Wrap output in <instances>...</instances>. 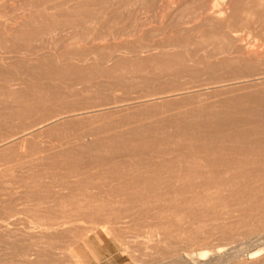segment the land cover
Masks as SVG:
<instances>
[{"label":"rangeland","instance_id":"obj_1","mask_svg":"<svg viewBox=\"0 0 264 264\" xmlns=\"http://www.w3.org/2000/svg\"><path fill=\"white\" fill-rule=\"evenodd\" d=\"M263 46L264 0H0V263L264 264Z\"/></svg>","mask_w":264,"mask_h":264},{"label":"bare ground","instance_id":"obj_2","mask_svg":"<svg viewBox=\"0 0 264 264\" xmlns=\"http://www.w3.org/2000/svg\"><path fill=\"white\" fill-rule=\"evenodd\" d=\"M256 2H257V0H256ZM259 2H260V1H259ZM215 3H216V2H215ZM248 4H249V3H248ZM213 5H214V3H213ZM216 5H217V4H216ZM216 5H215V6H216ZM215 6H213V7H215ZM211 7H212V6H211ZM213 7H212V8H213ZM197 8H198V7H197ZM201 9H202V8H201ZM203 9H204V8H203ZM207 10H208V9H207ZM213 10H214V9H213ZM218 10H219V9H218ZM205 12H206V11H205ZM209 12H210V11H209ZM211 12H212V11H211ZM211 12H210V13H211ZM206 13H207V12H206ZM213 13H214V12H213ZM219 13H220V16H221V10L219 11ZM219 13H218V14H219ZM223 14H224V12L222 13V15H223ZM210 15H211V14H210ZM211 16H212V15H211ZM206 17H207V16H206ZM217 17H218V15H217ZM221 17H223V16H221ZM211 18H212V17H211ZM213 21H214V19H213ZM224 21H225V20H224ZM181 23H182V22H181ZM52 27H53V26H52ZM187 29H188V28H187ZM248 29H249V28H248ZM242 30H243V29H242ZM58 31H59V30H58ZM182 31H183V30H182ZM225 32H226V31H225ZM225 34H226V33H225ZM226 35H227V34H226ZM232 35H233V34H232ZM233 36H235V35H233ZM233 36H232V37H233ZM239 36H240V34H239ZM230 37H231V36H230ZM232 37H231V38H232ZM242 38H243V37H242ZM234 40H235V39H234ZM234 40H233V38H232L231 41H234ZM238 40H239V38H238ZM239 41L241 42V40H239ZM239 41H237V42H239ZM246 45H247V44H246ZM246 45H245V47H246ZM249 46H250V45H249ZM253 46H254V45L252 44L249 48L252 47V50H253ZM255 46H256V45H255ZM256 47H257V46H256ZM263 47H264V46H263ZM247 48H248V46H247ZM254 49H255V48H254ZM260 49L263 50L262 47H261ZM255 50H256V49H255ZM262 50H261V51H262ZM154 51H155V50H154ZM257 51H258V49H257ZM249 52L251 53V51H249ZM255 52H256V51H255ZM262 52H263V51H262ZM262 52H261V53H262ZM75 53H76V52H75ZM80 54H81V53H80ZM252 54H253V53H252ZM255 54H256V53H255ZM138 55H139V54H138ZM248 55H251V54H248ZM253 55H254V54H253ZM261 55H263V54H261ZM113 56H114V55H113ZM244 57H245V56H244ZM251 57H254V56H251ZM258 58H259V57H258ZM246 59H247V58H246ZM248 59H249V58H248ZM60 60H61V59H60ZM254 60H255V59H254ZM257 60H258V59H257ZM259 60H261V59H259ZM259 60H258V61H259ZM252 61H253V60H252ZM255 61H256V60H255ZM245 62H246V61H245ZM256 62H257V61H256ZM246 63H247V62H246ZM251 63H252V62H251ZM253 63H254V62H253ZM258 63H259V62H258ZM100 68H101V67H100ZM113 68H114V67H113ZM201 71H202V70H201ZM247 74H248V73H247ZM245 75H246V74H245ZM235 76H236V75H235ZM238 76H239V75H238ZM241 76H242V75H241ZM260 76H261V75H260ZM260 76H259V77H260ZM262 76H263V74H262ZM257 77H258V76H257ZM263 77H264V76H263ZM225 78H226V76H225ZM235 78H236V77H235ZM235 78H234V79H235ZM249 78H250V77H249ZM232 79H233V78H232ZM257 79H258V78H257ZM262 79H263V78H262ZM235 80H236V79H235ZM235 80H234V81H235ZM238 80H239V79H238ZM241 80H242V79H241ZM223 81H224V80H223ZM227 81L230 82V79H229V80L227 79ZM261 81H262V80H261ZM261 81L259 80L260 83H264V82H261ZM220 82H222V81H220ZM220 82H219L218 84H220ZM229 82H228V83H229ZM236 82H237V81H236ZM236 82H235V83H236ZM239 82L242 83V81H240V80H239ZM247 82H249V81H247ZM79 83H80V82H79ZM211 83H213V82H211ZM211 83H209V84H211ZM222 83H223V82H222ZM222 83H221V84H222ZM237 83H238V82H237ZM237 83H236V85H238ZM240 83H239V86H242V85H240ZM243 84H244V83H243ZM245 84H247V83H245ZM249 84H250V83H249ZM251 84H252V83H251ZM113 85H114V84H113ZM223 85H224V83H223ZM259 85H260V84H259ZM94 86H95V85H94ZM115 86H116V85H115ZM203 86H204V85H203ZM212 86H213V85H212ZM232 86H233V85H232ZM239 86H238V87H239ZM251 86H253V85H251ZM251 86H249L250 89L252 88ZM254 86H256V85H254ZM9 87H10V86H9ZM31 87H32V86H31ZM92 87H93V86H92ZM205 87H206V86H205ZM207 87H209V86L207 85ZM207 87H206V88H207ZM214 87H215V86H214ZM219 87H220V85H219ZM228 87H231V86H228ZM10 88H11V87H10ZM175 88H176V87H175ZM181 88H183V87H181ZM181 88H180V89H181ZM184 88H185V86H184ZM188 88H189V87H188ZM198 88H199V87H198ZM198 88H197V89H198ZM212 88H213V87H212ZM217 88H218V86H217ZM232 88H233V87H232ZM236 88H237V87H236ZM177 89H179V87H178ZM189 89H190V88H189ZM189 89H188V90H189ZM193 89H194V88H193ZM197 89H196V90H197ZM209 89H211V87H210ZM213 89H214V88H213ZM218 89H219V88H218ZM230 89H231V88H230ZM230 89H229V90H230ZM233 89H234V88H233ZM233 89H231V90H233ZM164 90H166V89H164ZM167 90H168V88H167ZM167 90H166V92H167ZM171 90H172V89H171ZM171 90H170V91H171ZM174 90H176V89H174ZM184 90H186V89H184ZM196 90H195V91H196ZM201 90H202V88H201ZM205 90H206V89H205ZM205 90H204V91H205ZM235 90H236V89H235ZM172 91H173V90H172ZM178 91H179V90H178ZM190 91H191V90H190ZM190 91H189V93H192V91H191V92H190ZM227 91H228V90H227ZM242 91H243V90H242ZM12 92H13V91H12ZM114 92H115V91H114ZM166 92L164 91V94H165ZM173 92H174V91H173ZM186 92H187V91H186ZM193 92H194V91H193ZM201 92H202V91H201ZM210 92L212 93V91H210ZM214 92H215V91H214ZM238 92H240V91L238 90ZM10 93H11V91H10ZM16 93H18V92H16ZM16 93L14 92L13 96H15ZM167 93H168V92H167ZM175 93H176V92H175ZM175 93H174V94H175ZM194 93H195V92H194ZM196 93H197V92H196ZM203 93H204V92H203ZM11 94H12V93H11ZM179 94H181V93H178V95H179ZM187 94H188V93H187ZM197 94H199V91H198ZM217 94H218V93H217ZM118 95H119V94H118ZM168 95L170 96L169 93H168ZM10 96H11V95H10ZM10 96H9V97H10ZM13 96H12V97H13ZM139 96H141V95H139ZM164 96H165V95H164ZM169 96H168V97H169ZM183 96H185V95H183ZM190 96H191V95H190ZM190 96H189V97H190ZM197 96H198V95H197ZM222 96H223V95H222ZM34 97H35V96H34ZM145 97H146V96H145ZM165 97H167V95H166ZM186 97H187V96H186ZM195 97H196V96H195ZM200 97H201V96H200ZM202 97H203V96H202ZM36 98H37V96H36ZM204 98H205V97H204ZM26 99H27V98H26ZM135 99H136V98H135ZM192 99H193V98H192ZM196 99H197V98H196ZM11 100H14V99H11ZM148 100H149V99H144V100L138 101V102L135 103V104H136L135 106H137V104L139 105V103H141V105H142V103L147 102ZM164 100H165V99H164ZM22 101H23V100H22ZM22 101H20V100L18 101V100H17V103H18V102H19V103H22V106H23L24 103H23ZM117 101H119V100H117ZM120 101H121V100H120ZM120 101H119V103H121ZM123 101H125V100H123ZM132 101H133V100H132ZM114 102H115V101H114ZM126 102H127V99H126ZM130 102H131V101H130ZM150 102H151V101H150ZM150 102H149V104H150ZM12 103H13V101H12ZM15 103H16V102H15ZM17 103H16V104H17ZM19 103H18V104H19ZM116 103H117V102H116ZM119 103H118V104H119ZM152 103H153V102H152ZM192 103H193V102H192ZM255 103H256V102H255ZM16 104H15V105H16ZM29 104H30V103H29ZM29 104H28V105H29ZM97 104H98V103H97ZM107 104H108V102H107ZM131 104H132V103H130L129 105H131ZM144 104H145V103H144ZM149 104H148V108H147L148 110H150V109H149ZM205 104H207V103H205ZM71 105H72V104H71ZM74 105H75V103H74ZM74 105H72V106H74ZM98 105H99V104H98ZM122 105H123V102H122ZM188 105H189V104H188ZM92 106H93V104H92ZM94 106H97V105H94ZM101 106H102V105H101ZM101 106H100V107H101ZM116 106L118 107V105H116ZM123 106H124V107H125V106H128V103H126V104L123 105ZM135 106H133V107H135ZM142 106H146V104H145V105H142ZM199 106H200V105H199ZM222 106H223V105H222ZM228 106H229V105H228ZM256 106H258V105H256ZM67 107H68V108L70 107V109H73V110L75 111L74 113H76L75 108H73V107L71 108V106H67ZM67 107H66V109H67ZM97 107H98V106H97ZM130 107H131V106H130ZM130 107H129V108H130ZM178 107H179V106H178ZM64 108H65V107H64ZM114 108H115V107H114ZM135 108H136V107H135ZM173 108H174V107H173ZM94 109H95V108H94ZM111 109H112V108H110V109H108V110H111ZM126 109H127V108H126ZM136 109H137V108H136ZM140 109H141V108H140ZM140 109H139V110H140ZM143 109H144V108H143ZM183 109H184V108H183ZM188 109H189V108H188ZM188 109H186V110H188ZM190 109H191V107H190ZM205 109H206V108H205ZM209 109H211V108H209ZM83 110H85V109H83ZM98 110H99V109H98ZM108 110H107V111H108ZM112 110H113V109H112ZM116 110H117V109H116ZM116 110H115V111H116ZM130 110L133 111L134 109L131 108ZM141 110H142V109H141ZM148 110H147V111H148ZM184 110H185V109H184ZM253 110H254V109H253ZM57 111H58V110H57ZM69 111H70V110H69ZM134 111H135V110H134ZM143 111H145V113H146V108H145V110H143ZM207 111H208V110H207ZM218 111H219V110H218ZM55 112H56V111H55ZM58 112H60V111H58ZM61 112H62V111H61ZM70 112H71V111H70ZM70 112H69V113H70ZM96 112H97V111H96ZM100 112H101V109H100ZM104 112H105V111H103V113H104ZM123 112H124V111H123ZM127 112H128L129 114L131 113V112H129V111H127ZM148 112H149V111H148ZM148 112H147V113H148ZM152 112H153V111H152ZM177 112H178V110H177ZM56 113H57V112H56ZM63 113H64V111H63ZM69 113H67V114H69ZM84 113H85V112H84ZM87 113H88V112H87ZM87 113L85 114V116H87ZM116 113H117V112H116ZM125 113H126V112H125ZM128 113H126V114H128ZM169 113H170V114H173V112H171V111H170ZM174 113H175V112H174ZM193 113H194V112H193ZM53 114L56 115L55 113L52 112V115H53ZM70 114H71V113H70ZM76 114H77V113H76ZM76 114H75V115H76ZM80 114H81V113H80ZM100 114H101V113H100ZM117 114H118V113H117ZM117 114H116V115H117ZM123 114H124V113H123ZM123 114H121L120 116H123ZM129 114H128V115H129ZM137 114H138V113H137ZM149 114L151 115V114H153V113H149ZM155 114H156V112H155ZM205 114H206V113H205ZM205 114H204V115H205ZM49 115H50V114H49ZM52 115H51V116H52ZM54 115H53V117H55ZM57 115L60 116V115H62V114H61V113H60V114L57 113ZM75 115H74V116H75ZM88 115H90V113H89ZM97 115H98V114H97ZM102 115H103V114H102ZM107 115H108V114H106V117H107ZM118 115H119V114H118ZM134 115H136V113H135ZM150 115H149V116H150ZM153 115H154V114H153ZM156 115H159V114H156ZM219 115H220V114H219ZM222 115H223V114H222ZM46 116H47V115H46ZM51 116L49 117L50 120H51ZM58 116H57V117H58ZM67 116H68V115H67ZM72 116H73V114H72ZM82 116H83V115L81 114V118H82ZM94 116H95V115H94ZM112 116H114V115H112ZM125 116H127V115H125ZM141 116H142V115H141ZM168 116H169V115H168ZM184 116H185V115H184ZM188 116H189V115H188ZM190 116H191V119L194 118V117L192 118V115H191V114H190ZM53 117H52V119H53ZM70 117H71V116H70ZM123 117H124V116H123ZM142 117H143V116H142ZM142 117H141V118H142ZM145 117H146V116H145ZM201 117H202V115H201ZM220 117H221V116H220ZM47 118H48V116H47ZM47 118H46V119H47ZM68 118H69V117H68ZM68 118H66V119H68ZM71 118H73V117H71ZM79 118H80V117H79ZM148 118H149V117H148ZM183 118H184V117H183ZM186 118H187V116H185V118L183 119V121H184V120H186V121L189 120V119H186ZM195 118H196V117H195ZM222 118H223V117H222ZM226 118H227V117H226ZM42 119H43V118H42ZM58 119L61 120L62 118H58ZM144 119H145V118H144ZM178 119H179V118H178ZM208 119H209V118H208ZM169 120H170V119H169ZM172 120H173V119H172ZM202 120H203V119H202ZM242 120H243V119H242ZM40 121H41V120H40ZM47 121H49V120H45V122H44V121H42V122H44V123L47 124ZM51 121L55 122V121H57V118H56L55 121H54V120H51ZM61 121H64V122H65V117H64V120H61ZM68 121H69V120H68ZM93 121H94V120H93ZM179 121H180V119H179ZM216 121H217V120H216ZM38 122H39V121H37V123H38ZM53 122H51V123L49 122V123L52 124V125H56V122H55L54 124H53ZM189 122H191V121H189ZM239 122H240V121H239ZM49 123H48V125H49ZM59 123H60V121H59ZM94 123H95V122H94ZM94 123H93V124H94ZM195 123H196V122H195ZM34 124H35V123H34ZM38 124L40 125L41 123L39 122ZM38 124H37V125H38ZM57 124H58V123H57ZM90 124H91V123H90ZM120 124H121V123H120ZM169 124H170V123H168V125H169ZM193 124H194V122H193ZM213 124H214V123H213ZM240 124H241V123H240ZM39 125H38V127H39ZM44 125H45V124H44ZM48 125H47V126H48ZM163 125H164V124H163ZM170 125H171V124H170ZM220 125H221V124H220ZM235 125H236V124H235ZM238 125H239V124H238ZM243 125H244V124H243ZM25 126H26V125H25ZM41 126H42V125H41ZM45 126H46V125H45ZM45 126H44V127H45ZM47 126H46V127H47ZM117 126H118V125H117ZM121 126H122V125H121ZM215 126H216V125H215ZM215 126H214V127H215ZM38 127H36V129H37ZM139 127H140V126H139ZM174 127H177V126L174 125ZM174 127H173V128H174ZM197 127L199 128V126H197ZM26 128H27V126H26ZM30 128H31V126H30ZM30 128H29V129H30ZM136 128H137V127H136ZM143 128H144V127H143ZM178 128H179V127H178ZM201 128H202V127H201ZM205 128H206V127H205ZM208 128H209V127H208ZM215 128H216V127H215ZM231 128H232V127H231ZM141 129H142V128H141ZM227 129H228V127H227ZM24 130H25V129H24ZM34 130H35V129H34ZM91 130H92V129H91ZM184 130H185V128H184ZM187 130H188V129H187ZM214 130H215V129H214ZM214 130H213V131H214ZM217 130H218V128L216 129V131H217ZM29 131H32V130H29ZM82 131H83V130H82ZM89 131H90V130H89ZM92 131H93V130H92ZM104 131H105V130H104ZM147 131H148V130H147ZM161 131H162V130H161ZM163 131H164V130H163ZM216 131H215V135H216ZM218 131L220 132V130H218ZM221 131H222V130H221ZM225 131H226V130H225ZM228 131H229V130H228ZM263 131H264V130H263ZM32 132H33V131H32ZM79 132H80V131H79ZM83 132H84V131H83ZM93 132H94V131H93ZM105 132H106V131H105ZM158 132H159V131H158ZM185 132H186V131H185ZM185 132H183V135L185 134ZM210 132H212V131H210ZM226 132H227V131H226ZM13 133H14V132H13ZM21 133H22V132H21ZM23 133H24V132H23ZM28 133H30V132H27V134H28ZM77 133H78V132H77ZM77 133H76V134H77ZM80 133H81V132H80ZM80 133H79V134H80ZM90 133H92V132H90ZM144 133H145V131H144ZM148 133H149V132H148ZM155 133H156V132H155ZM165 133H167V131H166ZM208 133H209V132H208ZM212 133H213V132H212ZM232 133H234V132H231V134H232ZM158 134H160V133H158ZM162 134H163V133H162ZM229 134H230V133H229ZM6 135H7V134H6ZM24 135H25V134H24ZM24 135L22 134L21 136H24ZM77 135H78V134H77ZM152 135H153V133H152ZM154 135H155V134H154ZM160 135H161V134H160ZM172 135H173V134H172ZM12 136H13V134H12ZM19 136H20V135H19ZM25 136H26V135H25ZM70 136H71V135H70ZM70 136H69V137H70ZM169 137H170V136H169ZM172 137H173V136H172ZM174 137H175V135H174ZM182 137H183V136H182ZM186 137H187V136H186ZM186 137H183V138H186ZM7 138H8V136H7ZM10 138H11V136H10ZM13 138H14V137H12L11 139H13ZM112 138H113V137H112ZM114 138H115V137H114ZM129 138H130V137H129ZM133 138H134V137H133ZM162 138H163V137H162ZM209 138H212V136H211V137H208V139H209ZM5 139H6V137H4V140H5ZM14 139H17V138H14ZM22 139H23V138H22ZM68 139H70V138H68ZM76 139H77V138H76ZM109 139H110V138H109ZM115 139H116V138H115ZM115 139H114V140H115ZM118 139H119V138H118ZM134 139H135V138H134ZM174 139L177 140L178 138H177V139L174 138ZM179 139H181V138H179ZM179 139H178V141H179ZM7 140H9V139H7ZM7 140H6V141H7ZM18 140H19V139H18ZM25 140H26V139H25ZM61 140H62V139H61ZM61 140H59L58 143H59V142L61 143ZM103 140H105V139H103ZM119 140H120V139H119ZM119 140H118V141H119ZM186 140H187V139H186ZM2 141H3V139H2ZM9 141H10V140H9ZM9 141H8V142H9ZM13 141H14V140H13ZM65 141H66V140H65ZM107 141H108V140H107ZM127 141H130V140L128 139ZM132 141H133V140H132ZM138 141H139V140H138ZM141 141H145V140H141ZM161 141H162V140H161ZM170 141L172 142V140H170ZM181 141H182V140H181ZM181 141H180V142H181ZM187 141H188V140H187ZM205 141H206V140H205ZM207 141H209V140H207ZM10 142H11V141H10ZM18 142H19V141H18ZM63 142H64V140H63ZM95 142H96V140H95ZM97 142H98V141H97ZM114 142H115V141H114ZM135 142H136V141H135ZM168 142H169V141H168ZM180 142H179V143H180ZM26 143H27V142H26ZM64 143H65V142H64ZM69 143H70V142H69ZM72 143H73V142H72ZM78 143H80V142L78 141ZM104 143H105V142H104ZM108 143H109V141H108ZM112 143H113V140H112ZM119 143H120V142H119ZM125 143H126V142H125ZM131 143H132V142H131ZM160 143H161V142H160ZM169 143H170V142H169ZM173 143H174V141H173ZM173 143H171V144H173ZM175 143H177V142H175ZM175 143H174V145H175ZM7 144H8V143H7ZM11 144H12V142H11ZM14 144H16V143H14ZM18 144H19V143H18ZM20 144H22V143H20ZM114 144H115V143H114ZM132 144H133V143H132ZM164 144H166V143L164 142ZM181 144H182V143H181ZM183 144H184V143H183ZM5 145H6V144H5ZM5 145H3V146H5ZM23 145H24V144H23ZM34 145H35V144H34ZM42 145H43V144H42ZM59 145H60V144H59ZM59 145H58V146H59ZM70 145H73V144H70ZM79 145H80V144H79ZM108 145H109V144H108ZM125 145H126V144H125ZM160 145H162V144H160ZM176 145L178 146V144H176ZM176 145H175V146H176ZM189 145H190V143H189ZM1 146H2V144H1ZM17 146H18V145H17ZM55 146H56V145H55ZM60 146H61V145H60ZM62 146H63V144H62ZM66 146H67V145L65 144V147H66ZM75 146H77V145H75ZM93 146H94V145H93ZM144 146H145V144H144ZM144 146H143V147H144ZM181 146H182V145H180L179 148H180ZM183 146H184V145H183ZM28 147H29V149L31 148L30 146H28ZM56 147H57V146H56ZM73 147H74V146H73ZM83 147H84V146H83ZM83 147H81V149H82ZM85 147H87V146H85ZM88 147H91V146H88ZM96 147L98 148L97 145H96ZM99 147H100V146H99ZM115 147H116V148H119V147H117V146H115ZM115 147H113V148H115ZM159 147H160V146H159ZM161 147H164V146H161ZM165 147H167V146L165 145ZM185 147H189V146H187V144H186ZM25 148H26V146H25ZM32 148H33V147H32ZM50 148H51V147H50ZM50 148H47V149H50ZM54 148H55V147H54ZM59 148H60V147H59ZM77 148H79V147H77ZM125 148H126V147H125ZM171 148H173V147H171ZM175 148H176V147H175ZM6 149H7V148H6ZM19 149H21V148L19 147ZM27 149H28V148H27ZM35 149H36V148H35ZM52 149H53V147H52ZM85 149H86V148H85ZM91 149H92V147H91ZM102 149H103V147H102ZM108 149H109V148H108ZM120 149L122 150L121 147H120ZM120 149L118 150V153L121 152ZM165 149H166V148H165ZM17 150H18V149H17ZM25 150H26V149H25ZM31 150H34V149H31ZM37 150H38V149H37ZM45 150H46V149H45ZM57 150H58V149H57ZM59 150H60V149H59ZM61 150H63V149H61ZM64 150H65V148H64ZM68 150H69V149H68ZM88 150H89V149H88ZM93 150H94V147H93ZM93 150H92V151H93ZM99 150H101V149L98 148V151H99ZM103 150H104V149H103ZM103 150H101V153H102ZM111 150L113 151V153H115L114 150H113L112 148H111ZM111 150H110V151H111ZM115 150H116V149H115ZM127 150H128V146H127ZM167 150H169L168 147H167ZM167 150H166L165 152H168ZM27 151H29V150H27ZM35 151H36V150H35ZM35 151H34V152H35ZM46 151H47V153H48V150H46ZM49 151H52V150H49ZM54 151H55V150H54ZM54 151H53V152H54ZM66 151H67V149L65 150L64 153H66ZM98 151H96V153H98ZM105 151H106V148H105ZM110 151H109V152H110ZM172 151H173V150H172ZM25 152H26V151H25ZM29 152H30V151H29ZM29 152H28V153H29ZM36 152H37V151H36ZM42 152H43V151H42ZM55 152H56V151H55ZM59 152H60V151H59ZM61 152H62V151H61ZM61 152H60V153H61ZM106 152H107V151H106ZM163 152H164V151H163ZM31 153H33V151L30 152V155H31ZM64 153H62V154H64ZM76 153H77V152H76ZM90 153H91V152H90ZM93 153H94V152H93ZM113 153H112V154H113ZM118 153H117V154H118ZM123 153H124V150H123ZM17 154H18V153H17ZM25 154H27V153H24V154L22 153V155H23V159H22V160H24V165H25V163L27 164V162H25V160L27 161V159H24V157L26 156ZM34 154H35V153H34ZM45 154H46V152H45ZM49 154H50V152H49ZM52 154H55V153H52ZM62 154H60V155H62ZM67 154H68V153H67ZM73 154H74V153H73ZM73 154H69V155H73ZM85 154H86V153H85ZM119 154H120V153H119ZM24 155H25V156H24ZM37 155H38V154H37ZM37 155H35V156H37ZM75 155H76V154H75ZM80 155H81V154H80ZM80 155H79V156H80ZM90 155H91V154H90ZM110 155H111V153H110ZM129 155H130V154H129ZM18 156H19V155H18ZM56 156H57V152H56ZM20 157H21V156H20ZM20 157H19V158H20ZM33 157H34V156H33ZM38 157H39V156H38ZM179 157H180V156H179ZM185 157H186V156H185ZM26 158H28V156H26ZM30 158H31V157H30ZM39 158H41V157H39ZM43 158H44V157H43ZM176 158H177V157H176ZM20 159H21V158H20ZM28 160H29V159H28ZM33 160H34V159H33ZM42 160H43V159H42ZM129 160H130V159H129ZM129 160H128V161H129ZM1 161H2V160H1ZM12 161H13V160H12ZM79 161H80V160H79ZM131 161H132V160H131ZM129 162H130V161H129ZM149 162H150V161H149ZM21 163H22V162H21ZM21 163L19 162L18 164L21 165ZM32 163H33V162H32ZM145 163H146V162H145ZM33 164H34V163H33ZM100 164H101V163H100ZM20 165H19V166H20ZM29 165H30V163H29ZM29 165H28V166H29ZM130 165H131V164H130ZM137 165H138V164H137ZM6 166H7V165H6ZM33 166H34V165H33ZM20 168H22V167H20ZM26 168H27V167H26ZM134 168H135V167H134ZM22 169H23V168H22ZM22 169H21V170H22ZM46 169H47V168H46ZM23 170H24V169H23ZM29 170H30V168H29ZM118 171H119V170H118ZM27 172H28V171H27ZM250 174H251V173H250ZM184 176H185V175H184ZM171 177H172V176H171ZM180 177H183V174H182V176H180ZM38 178H39V177H38ZM148 178H149V177H148ZM183 178H184V177H183ZM150 179H153V178H150ZM156 179H157V178H156ZM176 179H178V178H176ZM176 179H175V180H176ZM146 180H147V179H146ZM167 180H169V179H167ZM83 181H84V180H83ZM91 181H92V180H91ZM131 181H132V179H131ZM131 181H130V182H131ZM134 181H135V180H134ZM147 181H148V180H147ZM156 181H157V180H156ZM170 181H171V180H170ZM20 182H21V181H20ZM171 182H172V181H171ZM178 182H179V181H177V183H178ZM18 183H19V181H18ZM21 183H23V182H21ZM144 183H146V182H144ZM13 184H14V183H13ZM24 185H25V183H24ZM19 186H20V185H19ZM34 186H35V185H34ZM123 186H124V185H123ZM198 190H199V189H198ZM198 190H197V192H198ZM195 191H196V190H195ZM207 191H208V190H207ZM183 192H184V191H183ZM188 192H189V191H188ZM123 193H124V192H123ZM185 193H187V191H186ZM195 193H196V192H194V194H195ZM198 193H199V192H198ZM207 193H208V192H207ZM209 193H210V191H209ZM192 194H193V193H192ZM183 195H185V194H183ZM236 195H237V194H236ZM60 196H61V195H60ZM67 196H69V194H68ZM71 196H72V195H71ZM195 196L197 197V195H195ZM73 197H75V196H73ZM174 197H175V195H174ZM56 198H57V197H56ZM61 198H62V197H61ZM61 198H60V199H61ZM70 198H71V197H70ZM175 198H176V197H175ZM190 198H192V197H190ZM207 198H208V197H207ZM209 198H210V197H209ZM60 199H59V200H60ZM65 199H66V198H65ZM83 199H84V197H83ZM104 199H105V198H104ZM169 199H172V198L169 197ZM169 199H168V200H169ZM53 200H54V199H53ZM62 200H63V199H62ZM74 200H76V198H75ZM131 200H132V199H131ZM208 200H209V199H208ZM72 201H73V200H72ZM76 201H77V200H76ZM161 201H162V200H161ZM175 201H176V199H175ZM204 202H205V201H204ZM204 202H203V203H204ZM203 203H202V205H203ZM54 204H55V203H54ZM79 204L81 205V204H83V203L80 202ZM113 204H115V203H113ZM195 204H196V203H195ZM204 204H205V203H204ZM32 205H34V204H32ZM32 205H31V206H32ZM37 205H38V204H37ZM37 205H34L33 207H36ZM39 206H40V205H38V207H39ZM194 206H195V205H194ZM198 206H199V204H198ZM33 207H32V208H33ZM77 207H78V206H77ZM77 207H76V208H77ZM111 207H112V206H111ZM27 208H28V207H27ZM53 208H54V207H53ZM69 208H70V207H69ZM84 208H85V207H84ZM96 208L98 209V207H96ZM112 208H114V206H113ZM154 208H155V207H154ZM164 208H165V207H164ZM199 208H200V206H199ZM30 209H31V208H30ZM77 209H79V208H77ZM80 209H81V208H80ZM109 209H110V207H109ZM120 209H121V208H120ZM26 210H27V209H26ZM33 210L38 211L39 209L37 210V209L34 208ZM95 210H96V209H95ZM102 210H103V209H102ZM104 210H105V209H104ZM126 210H127V209H126ZM167 210H168V209H167ZM70 211H72V210H70ZM100 211H101V210H100ZM110 211H111V210H110ZM118 211H119V210H118ZM122 211H123V210H122ZM163 211H164V210H163ZM29 212H30V211H29ZM32 212H34V211H32ZM94 212H95V211H94ZM104 212H105V211H104ZM158 212H159V211H157V213H158ZM172 212H173V211H172ZM193 212H194V211H193ZM193 212H192V213H193ZM75 213H77V212H74V214H75ZM117 213H118V212H117ZM119 213H120V212H119ZM119 213L117 214L118 216H119ZM160 213H161V212H160ZM160 213H158V215H159ZM176 213H177V212H176ZM180 213H181V212H180ZM180 213L178 212L177 215L180 214ZM182 213H183V212H182ZM104 214H106V213H104ZM122 214H123V213H122ZM203 214H204V212H203ZM34 215H35V214H34ZM39 215H41L40 212H39ZM76 215H77V214H76ZM115 215H116V213H115ZM163 215H164V214H163ZM173 215H174V213H173ZM173 215H172V216H173ZM198 215H200V214H198ZM201 215H202V213H201ZM207 215H208V214H207ZM32 216H33V215H32ZM106 216H107V215H106ZM106 216H104V217H106ZM112 216H113V213H111V216H110L109 218H112ZM155 216H157V214H156ZM155 216H154V217H155ZM170 216H171V215H170ZM188 216H189V215H188ZM39 217H41V216H39ZM65 217H66V216H65ZM152 217H153V216H152ZM159 217H160V215H159L158 217H156V218H159ZM167 217H168V216H167ZM173 217H174V216H173ZM194 217H195V216H194ZM197 217H198V216H197ZM41 218H42V217H41ZM102 218H103V217H102ZM156 218H154V220H155ZM160 218H161V217H160ZM177 218H178V217H177ZM170 219H171V218H170ZM173 219H175V218H173ZM179 219H180V218H179ZM181 219H182V218H181ZM106 220H107V217H106ZM166 220H168V219H166ZM197 220H198V219H197ZM201 220H202V219H201ZM66 221H67V220H66ZM107 221H108V220H107ZM155 221L158 222L159 220L157 219V220H155ZM169 221H170V220H169ZM179 221H180V220H179ZM184 221H185V220H184ZM186 221H187V220H186ZM199 221H200V220H199ZM56 222H57V221H56ZM96 222H97V221H96ZM102 222H103V221H102ZM109 222H110V221H109ZM109 222H108V223H109ZM111 222H112V221H111ZM151 222H152V221H151ZM153 222H154V221H153ZM162 222H163V221L161 220V224H162ZM174 222H176V221H174ZM187 222H188V221H187ZM202 222H203V221H202ZM263 222H264V221H263ZM57 223L59 224V222H57ZM98 223H99V222H98ZM104 223H106V222H103V223L99 224V225L96 227V230H97L98 232H102V233H103V232L106 231V230L109 231L110 226H108V227H109V228H108V227H106V226L108 225V223H107L106 226H104ZM159 223H160V222H159ZM53 224H54V223H53ZM60 224H61V223H60ZM64 224H65V223H64ZM154 224H157V223H154ZM154 224H152V228H153V225H154ZM163 224H164V222H163ZM163 224H162V225H163ZM166 224H167V223H166ZM180 224H181V223H180ZM197 224H198V223H197ZM112 225H113V224H112ZM114 225H115V224H114ZM137 225H138V224H137ZM162 225H161V228H163ZM45 226H48V225L46 224ZM127 226H129V225H127ZM134 226H135V225H134ZM142 226H143V225H142ZM157 226H158V225H157ZM163 226H164V225H163ZM172 226H173V225H172ZM181 226H182V225H181ZM87 227H88V226H87ZM115 227H117V226H115ZM115 227H113V228H115ZM132 227H133V226H132ZM69 228H70V227H69ZM94 228H95V227H94ZM118 228H119V227H118ZM127 228H128V227H127ZM143 228H144V226H143ZM157 228H158V227H157ZM177 228H178V227H177ZM85 229H86V228H85ZM85 229H84V233H85V231H86ZM88 229H89V228H88ZM129 229H130V228H129ZM129 229H127V231H128ZM155 229H156V228H155ZM158 229H159V228H158ZM66 230H67V229H66ZM70 230H71V229H70ZM131 230H132V229H131ZM156 230H157V229H156ZM156 230H155V231H156ZM163 230H164V229H163ZM170 230H171V229H170ZM262 230H263V229H262ZM0 231H1V230H0ZM3 231L6 233L5 230H3ZM3 231H1V232H3ZM14 231H15V230H14ZM89 231H90V230H89ZM91 231H92V229H91ZM127 231H126V232H127ZM134 231H136V230H134ZM147 231H148V230H147ZM155 231H154V232H155ZM180 231H181V230H180ZM8 232H9V231H8ZM60 232H61V231H60ZM64 232H66V231H64ZM93 232H94V231H93ZM124 232H125V231H124ZM129 232H130V231H128V233H129ZM136 232H137V231H136ZM204 232H206V230H205ZM208 232H209V231H208ZM13 233H14V232H13ZM13 233H12V234H13ZM15 233H16V232H15ZM15 233H14V234H15ZM54 233H56V232H54ZM54 233H53V234H54ZM87 233H88V232H87ZM111 233H112V232H111ZM120 233H123V231L120 232ZM120 233H119V234H120ZM128 233H127V236H128ZM138 233H139V232H138ZM138 233H137V234H138ZM143 233L145 234L144 231H143ZM161 233H162V230H161ZM7 234H11V233L9 232V233H7ZM56 234H59V232L56 233ZM56 234H55V236H56ZM79 234H81V233L79 232ZM89 234H90V233H89ZM94 234H95V233H94ZM112 234H113V233H112ZM130 234H131V233H130ZM132 234H133V232H132ZM135 234H136V233H135ZM137 234H136V236H137ZM140 234H141V233H140ZM146 234L148 235V233H146ZM169 234H170V233H169ZM263 234H264V233H263ZM39 235H40V234H39ZM73 235H74V234H73ZM77 235H78V234H77ZM77 235H76V236H77ZM81 235H82V234H81ZM83 235H84V234H83ZM114 235H115V233H114ZM123 235H126V234L123 233ZM142 235H143V234H142ZM151 235H152V234H151ZM153 235H154V234H153ZM156 235H157V234H156ZM14 236H15V235H14ZM36 236H37V235H36ZM78 236H79V235H78ZM84 236H85V235H84ZM86 236H87V235H86ZM112 236H113V235H112ZM130 236H132V235H130ZM134 236H135V235H134ZM200 236H201V235H200ZM7 237H9V235H8ZM16 237H17V236H16ZM22 237H23V236H22ZM22 237H21V238H22ZM40 237H42V236H40ZM70 237H72V236H70ZM79 237H80V236H79ZM122 237H123V236H122ZM124 237H125V236H124ZM137 237H138V236H137ZM146 237H147V236H146ZM154 237H156V236L154 235ZM198 237H199V236H197V238H198ZM225 237H226V236H225ZM0 238H1V237H0ZM19 238H20V237H19ZM27 238H28V237H27ZM73 238H74V237H73ZM73 238H72V239H73ZM82 238H83V237H82ZM218 238H219V237H218ZM218 238H217V239H218ZM30 239H31V238H30ZM30 239H29V240H30ZM34 239H35V238H34ZM80 239H81V237H80ZM224 239H225V238H224ZM18 240H19V239H18ZM36 240H37V238H36ZM82 240H83V239H82ZM126 240H127V239H126ZM129 240H130V239H129ZM195 240H197V239H195ZM0 241H1V240H0ZM34 241H35V240H34ZM192 241H193V239H192ZM206 241H207V240H206ZM221 241H222V240H221ZM21 242H22V241H21ZM199 242H201V241H199ZM222 242H223V241H222ZM225 242H228V241L226 240ZM14 243H15V241H14ZM16 243H18V242H16ZM140 243H141V242H140ZM173 243H174V242H173ZM223 243H224V242H223ZM0 244H1V243H0ZM146 244H148V243H146ZM157 244H158V243H157ZM260 244H261V243H260ZM128 245H130V244H128ZM159 245H160V244H159ZM138 246H139V244H138ZM141 246H142V245H141ZM149 246H150V245H149ZM152 246L155 247L156 244H155V246H154V245H152ZM152 246H151V247H152ZM31 247H32V246H31ZM147 247H148V246H147ZM157 247H158V246H157ZM181 247H182V246H181ZM235 247H236V246H235ZM135 248H136V247H135ZM166 248H167V247H166ZM230 248H231V247H230ZM25 249H26V248H25ZM27 249H29V248L27 247ZM27 249H26V251H27ZM141 249H142V248H141ZM154 249H155V248H154ZM33 250H34V249H33ZM63 250H64V249H63ZM228 250H230V249H228ZM233 251H234V250H233ZM157 252H158V251H157ZM183 252H185V251H182V253H183ZM231 252H232V251H231ZM231 252H230V253H231ZM165 253H166V252H165ZM217 253H218V252H217ZM243 253H244V252H243ZM180 254H181V252H180ZM183 254H184V253H183ZM183 254H182V255H183ZM226 254H227V253H226ZM241 254H242V253H241ZM167 255H168V254H167ZM169 255H171V254H169ZM198 255H202V253H199ZM222 255H223V254H222ZM180 256H181V255H180ZM183 256H184V255H183ZM185 256H186V255H185ZM223 256H224V255H223ZM225 256H226V255H225ZM257 256H258V252H254L253 255H252V256L249 255V256L247 257V259H248L249 261H251V260H253V258H255V257H257ZM6 257H9V256L7 255ZM11 257H12V256H11ZM166 257H167V256H166ZM188 257H189V259H190V261H191V260L193 259V254H192V253L188 254ZM188 257H187V258H188ZM226 257H227V256H226ZM75 258L77 259L76 256H75ZM183 258H184V257H183ZM195 258H196V257H195ZM213 258H215V256H214ZM230 258H231V257H230ZM263 258H264V257H263ZM12 259H13V258H12ZM170 259H171V258H170ZM176 259H177V257H176ZM184 259H185V258H184ZM184 259H183V261H185ZM215 259H218V258L216 257ZM215 259H214V260H215ZM227 259H228V258H227ZM233 259H234V258H233ZM10 260H11V259H10ZM69 260H70V259H69ZM208 260H209V259H208ZM211 260H212V259H211ZM248 260H246V261H248ZM257 260H258V259H257ZM12 261H13V260H12ZM176 261H178V260H176ZM188 261H189V260H188ZM190 261H189V262H190ZM254 261H256V260H254ZM259 261H260V260H259ZM16 262H17V261H16ZM213 262H214V261H213ZM261 262H262V261H261ZM185 263H186V262H185ZM191 263H192V262H191ZM217 263H218V262H217ZM246 263H247V262H246ZM0 264H1V263H0ZM188 264H189V263H188ZM192 264H194V263H192ZM205 264H209V261H208L207 263L205 262ZM215 264H216V263H215ZM261 264H262V263H261Z\"/></svg>","mask_w":264,"mask_h":264}]
</instances>
